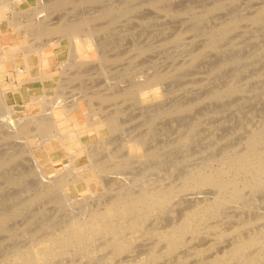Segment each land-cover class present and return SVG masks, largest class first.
Here are the masks:
<instances>
[{"label": "bare ground", "instance_id": "6f19581e", "mask_svg": "<svg viewBox=\"0 0 264 264\" xmlns=\"http://www.w3.org/2000/svg\"><path fill=\"white\" fill-rule=\"evenodd\" d=\"M74 1H77L78 3L74 4ZM92 2H95V0H79V1L78 0H0V37H3L2 42L5 41L6 37L4 36H6V34L13 33L16 36V38L11 40L10 45L1 46L0 44V134L2 130H6L8 134V136L6 134V137H8V139H10L11 141L18 143V148L14 147L12 153L8 152V154L5 155L6 157L4 156L2 157V160H0V168L1 167L5 168L8 165H10L13 161L15 162L16 160H19L26 156H30V157L33 156L35 158L34 161L35 168L31 171V174L33 173L36 176V178L39 180V186H38V193L36 194V196H34L33 198L31 197L32 201L37 202V201L45 200L46 198L55 199L61 197L63 204H65L66 206L69 207L75 205L77 207L79 206L82 210L78 215L71 217V220L66 221V224L63 227L59 228L56 233H54L53 235H49L50 237L49 238L47 237L46 238L47 240L44 241L42 240V242L40 241L32 248H26L23 251L17 250L18 251L17 253H15L16 251L15 250L14 252H12L15 254L12 253H11L12 255L10 254L12 258L8 256L10 260L7 261V259H4L3 260L4 262H2V264L3 263L9 264L10 262L12 263V260L14 264H47L46 263L47 260L50 261L53 259L51 254L54 253L56 249L59 248L58 250H60L62 248L63 249L66 248L67 251V248L69 249L70 247L77 248V250L75 249V251H77L76 254H78V257L80 256L81 258L82 256H84L82 257L84 258V260H82L81 258L83 262L88 261L91 260L92 257H94L91 256L90 259L88 258L89 255H94V253H92L93 251L92 252L89 251L88 245L89 244L93 245L95 243L94 239L97 238H100L99 240H101V238L104 240L106 239L107 241V244L105 243V245L102 246H105L104 249L107 250L106 252L108 253L104 252V254L108 256H105V258L102 260V264H111L112 263L111 261H114L113 259L116 256L118 257V255H121V253L128 250L129 247L128 244H130L133 241L132 239H131L132 241L129 239L130 236L128 237V234L133 235L139 229L141 230L142 227L144 229L145 226L143 224L147 220H150L153 215L157 213L161 214L162 211L168 209L170 207V204L173 205L171 202L173 201V199H176L175 197H177L178 195L182 196V194H184L185 192L188 193L189 191L197 192L198 190L201 191L202 189H207V188L209 190H213L214 195L211 196L210 198L207 197L202 198V196L200 195L195 197L193 196L194 198L189 199L190 203H193L192 204L193 207L189 208L188 206V208L190 209L189 210L184 206V209L186 208L185 210L188 209L189 211H187L188 213L184 216V218L182 216L183 215L182 213L179 216V217L182 216L183 218L182 221L180 222L181 225H179V223H178L179 225L178 227L175 225L176 227L172 228L170 233L166 232V230L168 231L169 229H166L164 231L168 235V237L166 235L167 239L165 242L167 247L164 246L167 249L166 251H168L169 253L171 252L177 253L175 252V250H177V248L179 247V243L182 241L183 238H185L186 235L189 236V234H192L193 236L196 237L199 236L200 234L202 235V228H204V226H207V224L208 227L214 226V224L209 225V222L210 224H212L211 221L221 222L226 220L225 224L227 222L229 223L232 222L229 220L232 218L230 217L232 214L231 215L229 214L232 212L231 210H236L237 213L238 212L241 213L240 215L242 216V218L240 216H237V218L239 217L238 223L237 221H235L237 225L235 224L236 225V226L234 225L235 227L229 229L228 230L229 232L221 230L217 225L216 227L214 226V228H206V231H210L211 233L212 231L216 232V236H217L216 238L218 241H222L223 239L225 240V238L228 237V238H232L234 242L230 249L229 248L228 250L226 249L227 252H225L222 257H219L215 260L212 258L214 261L208 260L209 263L207 262V260L206 261L204 260V262L208 264H210L211 261H212L211 264H228L230 262L233 264H264V213L259 212V214H257L258 213L257 206H259L258 204H260V206L262 205L261 199H263L264 197V115H262L263 117L261 116L262 118L256 117L258 119L259 118L261 119V120L259 119L260 121L257 120L259 121V123L257 122L258 126H255L257 123L254 122L255 125H253L254 127L252 126L253 128L250 129V131L249 129L247 131L246 130L247 128L245 127L246 132L247 133L250 132V134L248 133L249 134L248 136L245 134L242 135L243 137L244 136L246 137V138L244 137L245 144L243 146L240 144L242 147H237V146L235 147L234 145H231L232 143H229L228 141H226L225 139L226 137L225 138L223 137V140L225 139V141L230 144L229 146L226 145L228 149L224 147L225 149L222 148L223 150H221L220 148L221 154H219V152L216 155L213 153L214 156L208 157V159H205V162L203 160L204 157L203 159L200 158L201 160H203V164L201 163L200 165L197 164L195 166L192 165L190 169L188 170L185 169L187 170V172L185 171L186 173L184 174L182 173L183 177L179 175L180 177H182L180 180V182L182 181L180 187L178 186L176 187L175 184L172 183L168 184L169 181L166 183L165 179H164L165 181L164 183L163 180L161 181V178L160 179L156 178L154 180L152 179V181L148 180L151 179L152 177L150 175L151 173L154 174L155 172H158L160 170L157 166H159L158 164L160 163L159 159L160 157H162L161 151L165 149V148H161L160 146H157L158 144L157 142H156L157 144L154 143L155 142L154 137H156V135H153L155 123L157 119L162 118L163 115L170 116L171 110L166 108H161V109L159 108L157 112H154L155 115H152L150 121L146 122V124L148 125V133L140 138L138 146L133 151L130 150L129 142L127 141L122 142L121 140L122 137L121 133H123L122 127L124 125V122L122 123L123 120L121 119V117H123L124 114L123 110L118 109L112 115H108L105 113V108L107 106L104 107L103 105L105 104L108 105L111 103L114 105H119L120 103L122 105H126L128 103H131L132 105L142 104L143 102L141 101V99H139L142 93L149 87H157L161 85L163 82L169 79L170 74L167 72L163 73V71H159L153 73L152 75H148L147 77L144 78L143 77L137 78L135 76L136 74L133 72L136 71V69L135 67H132L125 74V76L122 77V80L126 82L130 77L127 84L123 83L122 81H113V82L106 81L107 89L106 90L103 89L104 90V91L102 90L103 92L99 91L100 89H96L97 92H94L93 90H91V92L89 90H86L85 79L88 73L84 71L85 63L78 62V57L80 58L84 55L88 56V52L90 51L92 53L91 60H95L99 62L98 65L102 69L101 75L105 76L106 70L104 69V65L102 62L104 58L102 56H99V54L96 52V50L99 47L97 45H87V44L81 45L80 43H82V41L80 37L82 35L93 37V35H95L96 33L98 32L105 33V31H107L108 34L110 32L109 29L106 28L95 29L91 27V24L97 20L105 19V18H107V20H110L111 24H114L118 19L125 16L127 8L122 5L119 8H117L119 10L112 7L110 8L105 7L107 9L103 8L99 15L98 14L95 15V13H93V15L88 14L78 19H74L70 17L62 18L61 20L59 19L54 23L48 20V18H50L51 16L55 15L58 12L66 10L65 9L66 6L74 5V7L77 6L83 7L84 5L90 4ZM160 2H161L160 5H162L163 3L166 2V0H158L155 2L152 1L151 6L156 8ZM230 2H232V4L229 3V6L233 5V2H238V0H230ZM222 4L223 3L219 1V3H215L212 6L213 7L212 9L213 10L224 9L222 7ZM29 6L30 8L24 11V9ZM165 11L168 12L167 10ZM80 12L81 11H79V13ZM236 18L229 19L228 21L226 20V22L222 23L220 27H218L219 26L218 25L217 26L218 29L217 28L213 29V30L217 29L215 32L211 30L210 34L213 33L212 37H208L207 39L208 41L210 40V43L207 41L209 45L208 46L206 45L205 47H207V49H210L212 51L217 50V46L220 43L226 41L228 38L231 39L232 34H234L237 31V28H239L238 26L242 21L245 22L247 21L246 23L254 27L259 26V31L263 32L264 34V7H260L259 10L256 9V11L250 13L249 16L245 15V16H241L240 18L237 19ZM263 34L256 35L255 42L257 40H258L257 42H259ZM88 49L89 51L86 52V50ZM259 49L260 50H258V58L261 55H264V45ZM53 54H55L56 58L55 57L52 58ZM63 54H69L68 55L69 59L66 60L65 62L58 63L59 65L57 66L60 69L59 72L60 74L59 76L55 77L54 75L55 72L52 73V71L51 72L49 71V69L51 68L50 65L51 63L54 64L55 59L58 60ZM94 54L95 56H93ZM191 54L194 53L191 52ZM243 57H244L243 55L242 56L232 55L231 57L228 58L226 57V59H223V61L221 60V64H219L220 67L219 69L217 68V72L213 70L215 71L214 73L215 75H217L220 71H222L223 73V70L225 71L227 69L234 68V66L237 65L239 66L237 67L236 70L238 72L235 71L233 73V77L231 81H229L227 85L224 86L223 89H221L222 88L221 87L220 89H216L214 91L212 90V92L208 93V96H206L204 100L201 99L202 100L201 103H206V101L208 102L210 101V103L211 102L220 103L225 98L230 99V97H233L234 95H242L244 92H246L244 86L238 85L240 84L239 82L242 80L240 78L242 74L247 72L246 71L247 69H249L250 67H257L261 62L260 59L257 58H252V57L248 58L247 56V59H244ZM191 60L194 61L193 63H195L198 60V58L197 56L195 57L193 56ZM19 61H22L24 63L25 68L23 70H21L18 67ZM11 66L12 67L14 66L15 68L14 74L16 78L19 79L21 77H27V79L18 82V84H16L14 88L10 90H5V87L2 86L1 84L2 82H4L5 77L7 75H10ZM240 66L242 67L241 69ZM262 70L263 71L254 74V76L252 75L249 80H254V79L264 80V68ZM74 85L76 86L73 87ZM39 88H40V93L33 92L34 89L37 90ZM263 89L262 91H264ZM25 91L26 93H28V95H30L27 101H25L24 99L25 97L23 92ZM70 91L71 92L82 91L83 94L81 95V97L73 99L72 101L69 102L67 101V98L65 100V96L67 97L69 94L72 95ZM262 91L256 90L255 93H257V96L260 97L259 95L263 94ZM38 103L41 104L43 108V110L40 111L41 113L40 114L38 113V115L35 114V116H29V112L33 110V106ZM43 104L45 105L43 106ZM158 105H161V103ZM197 106H198L197 104L196 105L179 104L177 111H179V114L180 113L183 114L184 112L186 114V112L187 113L190 112L193 108ZM239 106L240 105H238V108ZM238 111L240 110L238 109ZM213 112L212 113L213 115L215 114V116L220 115L219 114L220 111H213ZM208 116L209 113L207 117ZM253 118H251V120ZM63 119L64 121H62ZM66 119L72 122L76 120L75 123L76 126L77 125L78 127H80L81 125L86 126L87 129L84 130L76 129L74 131H65L64 128L66 125ZM199 119L197 121H199ZM202 120H200L201 121L200 123L203 124ZM251 120L250 122L252 124L253 122ZM191 121L190 123H192ZM217 121L218 118L216 122ZM241 122L242 121H240V123ZM217 123L220 122L218 121ZM181 125L183 126V123ZM184 125H186V123ZM187 127L188 128L190 127L189 128L190 133L192 134L193 137H195L194 135L195 133H197L198 124L197 123L191 124V126L188 125ZM213 127L214 126H212L211 128ZM248 127H250V125ZM241 128H243L242 130H244L243 126ZM206 130L204 132H206ZM245 130L243 131V133H245ZM84 132H87L88 134L87 140L85 141V143H83L82 146L80 144V146L77 147L75 152H73L72 146L76 147L80 140L83 141L85 139L82 138V133ZM34 133L36 135H33ZM198 133L200 135V132ZM93 135L100 139L98 143L96 145L92 143L86 144L87 142H89L88 141L89 138L92 137ZM235 135L237 136L238 134L235 133ZM181 136H185V135H181ZM193 137H189L187 138V140L189 139L192 140V142H194ZM213 138L215 139V137ZM220 139L221 140H218L217 138L218 140L217 144L223 142L221 137ZM22 140L24 141V144L23 146H20L19 141ZM192 142L191 144H193ZM213 143L216 144V142ZM34 145L37 146L36 151L34 149ZM110 145L118 147L116 148V152H113V150L110 149L109 147ZM168 145H170V143ZM240 145L238 143V146ZM185 146L188 147L189 145H185ZM193 147L190 148L193 149ZM217 151L219 150L217 149ZM124 152L127 153L124 154ZM191 152H195V151H191ZM191 156L194 155L191 154ZM178 159L179 158H177V160ZM53 160H55L54 164L62 163L64 166L63 168L64 171H60L61 174L58 177H52L50 175H47L45 170L47 165H52L51 162ZM136 166L140 167V171L136 175L137 178L140 176L138 180L139 179L143 180V178L145 179V176H147V174L148 177L149 175L151 176L150 178L147 179L148 182H145L147 181L146 179L143 180L145 184H143L142 180L141 181L139 180V182L140 183L142 182L143 185L139 184L140 186H138L137 185L138 180H136L137 178L134 175H132L134 176L133 183L132 181H130L131 184L130 183L126 185L124 184L125 187L122 186L121 188L123 189L121 190H117L116 189L117 187L115 188L116 183L114 185L108 183L109 182L108 176L112 174H118V173L120 174V172H123L128 168L134 169ZM162 168H164V166ZM133 169L131 170L133 171ZM166 172L169 171L167 170ZM124 173L125 172H123V174ZM176 174H178V172ZM172 176L174 177V175ZM113 179L115 180L117 178L114 177ZM106 180L108 182H106ZM173 180L175 179L173 178ZM173 180L170 181L173 182ZM175 181L177 182V179ZM73 185L77 187L79 191H82L84 189H89V191H91L92 193V196L87 197L86 199L84 198L73 199L67 193V189ZM182 202L186 203L184 201ZM181 208H183V205ZM260 209L262 211V208ZM228 210L230 213H227L228 214L227 215L226 212ZM179 211L182 212L183 210L179 209ZM253 211L255 212L253 213ZM234 212L233 215H235ZM185 213L186 212H184V214ZM237 213L236 215H238ZM225 215L228 217L225 218L226 217ZM149 217L150 219H148ZM159 217H161V215ZM160 221L162 220L160 219L159 222ZM170 223L172 225V220L169 223L167 222V224ZM157 224L160 225V223ZM171 225L168 226L166 225V226L169 227ZM227 225L229 224L227 223ZM152 229L153 228H151V230ZM154 229L156 230V228ZM209 235L211 234L207 233L206 237L207 236L209 237ZM135 236L133 235V237ZM212 236L214 235H211V238ZM127 237L130 243L129 241L126 240ZM141 237L142 235L140 236V238ZM202 237L204 236L202 235ZM202 237L200 236L201 240L204 239ZM214 238L215 236L212 239ZM216 238L213 240L214 242ZM133 239L135 241L136 238ZM142 239H141L142 244H144V238ZM161 239L163 240V238ZM92 240L94 241L93 243ZM229 240L231 241V239ZM160 242L161 241H159V243ZM184 242L185 241H183V243ZM205 242L200 244L204 245ZM137 243L138 242L136 240L135 246L140 247V245H138ZM221 244L219 246H221ZM195 246L198 247V245L196 244ZM158 247L159 246H157V248ZM188 247L190 246L188 245ZM104 249L103 251H105ZM147 249L149 248L147 247ZM132 250H135V248ZM220 250L221 249H219V251ZM147 251L149 252L150 250ZM147 251L145 253H148ZM186 251H190V250H186ZM131 253L134 254L133 252ZM55 254H57L56 251ZM149 255L151 254L149 253ZM188 255L185 254V257H187ZM50 256L52 259L49 258ZM86 257L88 258L87 260H85ZM152 257L153 260L154 259L157 260L156 254H154ZM185 257L184 259H182L184 260L183 261L184 264L185 261H187V259L189 258V257L187 258ZM204 257H207V255ZM207 258L210 259L211 257L210 258L207 257ZM167 261L169 262V260ZM173 261H175V259ZM178 262L179 261H177V264ZM133 264L135 263L133 262ZM160 264H162V262Z\"/></svg>", "mask_w": 264, "mask_h": 264}, {"label": "rangeland", "instance_id": "374dc122", "mask_svg": "<svg viewBox=\"0 0 264 264\" xmlns=\"http://www.w3.org/2000/svg\"><path fill=\"white\" fill-rule=\"evenodd\" d=\"M152 1L155 2L158 0H104V1L103 0H95V2L84 5L83 7L82 6L74 7V5L66 6V8H65L66 10H63L61 12L56 13L55 15L48 18V20H50L54 23L55 21H57L59 19L61 20L62 18H69L70 17V18L78 19V18L83 17V16L88 15V14L93 15V13H95V15L96 14L99 15L100 12L102 11V9L105 7H107V8L112 7V8L117 9L122 5V6H125L127 8L125 16L118 19L116 21V23H114V24H111L110 20H107V18L97 20L91 24V27L95 28V29H101V28L109 29L110 32L108 34H107V31H105V33L98 32L95 35H93V37L85 36V35H82L80 37V39L82 41V43H80L81 45H84V44L97 45L99 47L97 49L99 51L96 50V52L99 54V56H102L104 58V60L102 62L104 65V69L106 70L105 76L101 75L102 69L98 65L99 62L95 61V60H91L92 53L89 51V49L86 50V52L89 51L88 56L84 55L80 58L78 57V62H84L85 63L84 71L88 73L86 76V79H85V85L86 86L85 85L84 86L86 87L85 89L89 90L90 92H91V90H93L94 92H97L96 89H100L99 91H102L103 89L104 90L107 89V87H106L107 82L106 81H109V82L122 81L123 83L127 84L130 77L128 78L127 82L123 81L122 77L125 76V74L132 67H135V69H136V71H133V70L132 71L136 74L135 76L137 78H139V77L144 78V77H147L148 75H152L153 73L159 72V71H163V73L167 72L170 74L169 79L166 80L165 82H163L161 85H159L157 87H149L142 93L141 97L139 98L143 102L142 104L132 105L131 103H128L126 105H122L120 103L119 105H114L111 103V104H108L109 106L107 104H105L103 106L108 107V108L107 107L105 108V113L108 115H112L118 109L123 110L124 114H123V117H121V119L123 121L122 120L121 121H122V123L124 122V125L122 127L123 133H121L122 134L121 140H122V142L123 141L129 142L130 150H133V151L138 146L140 138L148 133V125L146 124V122L150 121V119L152 118V115H155L154 112H157V110H159V108L160 109L166 108V109L171 110L170 111L171 115L170 116H164L163 115L162 118L157 119V121L155 123V127H154V134L153 135H156V137L153 136L154 141H155L154 143L155 144L158 143L157 146H160L161 148H165L163 151H161L162 157H160V159H159L160 163L157 162L159 164V166H157V167L160 169L159 170L160 172L158 171V172H155L154 174L151 173L150 175L153 178L150 175L148 177V174H147V176H145V179L147 180L148 178L151 177V179H148V180L152 181V179L154 180L156 178H158V179L161 178V181L162 180L164 181V179H165L166 183L169 181L168 184L172 183V184H175L176 187L177 186L180 187L181 186L180 184L182 183V181L180 182V180L183 177L182 173L183 174L186 173L187 170L190 169L192 165L195 166L197 164H199V165L201 163L203 164V160L205 162V159H208V157H211V156L213 157L214 154L216 155V154H218V152H219V154H221L220 152H221V150L225 149L224 147H226V149H228L227 146L230 145L229 143H232L231 145H234L235 147L236 146L242 147L245 144L244 140L246 138L245 136H244L245 137L244 138L242 135L245 134L248 136L250 134V132H248L249 133L248 134L246 132V130L248 131V129H249V131H250V129H252L254 127L253 125H255L254 122L259 123V121L261 120L260 118H262L263 117L262 115H264V91H262L263 86H264V80L263 79L262 80L261 79L260 80L259 79L249 80L252 75L254 76V74H256L260 71H263L262 69L264 68V58H263L264 55H261L258 58V50H260L259 48H261L264 45V34H263V32L259 31V26L254 27V26L246 23L247 21L246 22L242 21L239 24V26H238L239 28H237V31L234 34H232L231 39L228 38L227 39L228 41L226 40V41H223L222 43H220L217 46V50L212 51L210 49H207V47H205L206 45L208 46L210 43V40L208 41L207 39H208V37H212L213 33L210 34L211 30L215 32L218 29L217 26L219 25L218 27H220V25H222V23H225L226 20L228 21L229 19H235L236 17L240 18L241 16H245V15L249 16L250 13L256 11V9L259 10L260 7H264L263 6L264 0H253V1L252 0H238V2H233V5H231V6H229V3L232 4V2H230V0L229 1L228 0H166V2L163 3L162 5H160L161 4V2H160L156 8L151 6ZM219 1L223 3L222 7L224 9L213 10L212 6L215 3H219ZM77 3H78L77 1H74V4H77ZM69 7H70V9H69ZM72 7H73V9H72ZM28 8H30V6L26 7L24 9V11L28 10ZM107 8H105V9H107ZM163 9H164V11H163ZM117 10H119V9H117ZM165 10H167L168 12H166ZM169 10H170V12H169ZM79 11H81V12L79 13ZM244 13H245V15H244ZM215 28H217V29L213 30ZM209 34H210V36H209ZM260 34L261 35L263 34V36L261 37L259 42H257L258 40L255 42L256 35H260ZM253 36H255V37H253ZM4 37H6V38H5V41H3V42H2L3 37H0L1 38L0 39L1 46L10 45L11 40L16 38V36L13 33L6 34V36H4ZM191 52L194 54H191ZM195 52H196V54H195ZM68 55L69 54H63V55H61V57L58 60L55 59L54 64L51 63V65H50L51 68L49 69V71L50 72L52 71V73L55 72V74H54L55 77L59 76V74H60L59 73L60 69L57 66V65H59L58 63L65 62L66 60H68L69 59ZM225 55L227 58L231 57L232 55H241V56L243 55L244 59H247V56H248V58L252 57V58L260 59L261 63L257 67H250L249 69L246 70L247 72H245V71H244L245 73L243 72L244 73V74H242L243 78L241 76L240 79H242V80L239 82L240 84H238L240 86H244V89L246 90V92H244L242 95H234L233 97H230V99L225 98L220 103H218V102H213V103L211 102L210 103V101L209 102L206 101V103H201L202 102L201 99L204 100V98H206V96H208V93L212 92V90L214 91L216 89H220L221 87H222L221 89H223L224 86H226L227 83L229 81H231V79L233 77V73L237 70V67H239L237 65V66H234V68L227 69L225 71L223 70V73H222V71H220L218 73L220 75H218V74L215 75L214 73H215V71L217 72V68L219 69V67H220L219 64H221V60L223 61V59H226ZM93 56H95V54ZM189 56H191V57H189ZM193 56L194 57L197 56V58H198V60L195 63H193L194 61L191 60V58ZM54 57L56 58L55 54L52 55V58H54ZM18 67L21 70H23L25 68L24 63L22 61H19ZM241 68L242 67L240 66V69ZM213 70H215V71H213ZM236 72H238V71H236ZM14 73H15V68H14V66L13 67L11 66L10 75H7L5 77L4 82L1 81L2 82L1 85L5 87V90H10V89L14 88V86L16 84H18V82L24 81L25 79H27V77H21L18 79V78H16ZM129 75H130V73H129ZM241 83H242V85H241ZM76 85H74L73 87H75ZM256 90L257 91L261 90L263 94L259 95L260 97H258L257 93H255ZM33 92H39L40 93V88L37 90L34 89ZM71 93H72V95L69 94L67 97L65 96V100L67 98V101L70 102L73 99L81 97V95L83 94L82 91H74ZM23 94L25 97L24 98L25 101H27L28 97H30V95H28V93H26V91L23 92ZM193 101H195L196 104L198 105L197 107H195L196 109L193 108L190 112H188V113L186 112V114H185V112L183 114L182 113L179 114V111H177L179 104L196 105L195 102H193ZM29 102H30V100H29ZM160 103H161V105H158ZM192 103H194V104H192ZM230 104H232V105H230ZM44 105L45 104H43V106ZM238 105H240L239 108H238ZM238 109L240 111H238ZM42 110H43V108H42L41 104H39V103L35 104L33 106V110L29 112V116H35V114L38 115V113L40 114L41 113L40 111H42ZM213 111H220L219 112L220 115L219 116H215V114L213 115V113H214ZM208 113H209V116L207 117ZM239 114L240 115L242 114V115L240 116ZM204 115H205V117H204ZM198 116L200 119L198 118ZM212 116H213V118H212ZM250 117L251 118L254 117V118L251 120ZM256 117H260L259 118L260 120ZM217 118H218V121L220 123H217L218 121L216 122ZM198 119H199V121H197ZM202 119H204V120H202ZM240 119H242V120H240ZM200 120H202L203 124L200 123L201 122ZM250 120L253 122L252 124H251ZM253 120H255V121H253ZM257 120H259V121H257ZM62 121H64V119ZM190 121L192 123H190ZM194 121H196V122H194ZM240 121H242V122L240 123ZM213 122H214V124H213ZM223 122H224L225 126H224ZM75 123H76V120H74L72 122V121H69L68 119H66V125L64 128L65 131H74L76 129H82V130L87 129L86 126L81 125L80 127H78V125L76 126ZM182 123H183V126L181 125ZM185 123H186V125H184ZM196 123L198 124V127H197L198 129H197V133H195V135H194L195 137H193L192 134L190 133V130H189L190 127L188 128L187 126L188 125L191 126V124H196ZM243 123H244V125H243ZM258 123L255 126H258ZM245 125H247V126H245ZM249 125H250V127H248ZM212 126H214L216 130L214 129V127L211 128ZM222 126H223V128H222ZM242 126L244 127V130L247 128L245 130V133H243L244 130H242L243 129V128H241ZM208 128H210V129H208ZM185 129H186V131H185ZM187 129H188V131H187ZM205 130H206V132H204ZM240 130H242V131H240ZM187 132H189V133H187ZM198 132H200V135ZM207 132H209V133H207ZM216 132H218V133H216ZM235 133L238 134L239 137H238V135L236 136ZM6 134H7L6 130H2V132L0 134L1 135L0 136V155H1L0 160H2L3 156L6 157L5 155H7L8 152L12 153L14 150V147L18 148V143L13 142L10 139H8V137H6ZM33 135H36V134L34 133ZM87 135H88L87 132L82 133V138L83 139L85 138V139L83 141L80 140L76 147L72 146L73 152H75V150L77 149L78 146H80V144L82 146L83 143H85V141L87 140ZM178 135H179V137H178ZM181 135H185L186 137L181 136ZM232 135H234V136H232ZM7 136H8V134H7ZM2 137H4V138H2ZM189 137H193L194 139L193 138H190V139H193L194 142H192V140H189V139L187 140V138H189ZM213 137H215V139ZM220 137L222 138L223 142L226 139V141H228L229 143L225 141L226 143L224 142L225 143L224 144L221 141L222 143L217 144L218 143L217 141L221 140ZM223 137L224 138L226 137V138L223 140ZM185 138H186V141H185ZM217 138H218V140H217ZM175 139H176V141H175ZM180 139L182 140V142ZM241 139L243 140V142ZM99 140L100 139L98 137L93 135L92 137L89 138V140H88L89 142H87L86 144L92 143V144L96 145ZM22 141H19L20 146H23V144H24V141H23V143H22ZM189 141H191L194 145L191 144V142H189ZM160 142H162V143H160ZM186 142H187V144H186ZM195 142H197V143H195ZM213 142H216V144H214ZM235 142L237 145L235 144ZM169 143H170V145H168ZM238 143H239V145L241 144L242 146L241 145L238 146ZM159 144H161V145H159ZM182 144H184V145H182ZM202 144H205V145H202ZM206 144H207V146H206ZM185 145H189L191 148L193 146L194 147H193V149H191L189 146L187 147ZM234 146H233V148H234ZM109 147L111 150H113V152H116V148H118V147H115L113 145H110ZM36 148H37V146L34 145L35 151H36ZM220 148H221V150H220ZM231 148H232V146H231ZM201 149H203V150H201ZM217 149L219 151H217ZM191 151H195V152H191ZM127 152H124V154H126ZM165 152H166V155H165ZM198 152H199V154H198ZM191 154H193L194 156H191ZM195 154H196V156H195ZM181 155H182L183 159H182ZM187 155H190V156H187ZM203 157H204V159H203ZM177 158H179V159L177 160ZM195 158H197V159H195ZM200 158L203 160H201ZM34 161H35V158L33 156L32 157L26 156L24 158L16 160L15 162L13 161L10 165H8L5 168L4 167L0 168L1 169L0 170V264H2V262H4L3 261L4 259H7V261L10 260L9 257H11L12 254L17 253L19 250L23 251L26 248H32L37 243H39L40 241L42 242V240L43 241L47 240L46 238L47 237L49 238L50 237L49 235H53L54 233H56L59 228L63 227L66 224V221L71 220V217L78 215L82 211L79 206L78 207L75 205L73 206L72 204H71L72 206H69V207L66 206L65 204H63L61 197L55 198V199H47L46 198L45 200L37 201V202L32 201V198L34 196H36V194L38 193V186H39V180L36 178V176L33 173L31 174V171L35 168V162ZM54 161L55 160H53L51 162L52 165H47L45 170H46L47 175H50L52 177H58L61 174L60 171H64V169H63L64 166L62 163L54 164ZM175 162H176V164H175ZM161 164H163V165H161ZM163 166H164V168L166 166L167 169L162 168ZM175 167H176V169H175ZM186 167H188V168H186ZM131 169H133V168H131ZM131 169L128 168V169L124 170L123 171V172H125L124 174H123V172H120V174L118 173V174H112V175L108 176L109 182L107 180H106V182H108L109 184H112V185H114L116 183L115 188L117 187L116 188L117 190L123 189L121 187L122 186L125 187V185L128 183L131 184L130 181H132V183H133L134 176L137 178L136 175L140 171L139 166H136L133 169V171ZM185 169H187V170H185ZM165 170L166 171L168 170L169 172H166ZM176 170H177L178 174H176L177 173ZM57 171H59V172H57ZM170 173L172 175H174V177ZM167 174L171 175L175 180L177 179V182L175 180H173V178L171 176H168ZM132 175H134V176H132ZM162 175H164V176H162ZM179 175L182 177H180ZM114 177L117 179L114 180L113 179ZM138 178H140V176ZM138 178L136 180H138ZM145 179L143 178V180H145ZM112 180H113V182H112ZM139 180L141 181L142 179H139ZM139 180H138V184H137L138 186H140L139 184L143 185V184H145V182H148V180L145 182L142 180L143 181V184H142V182L140 183ZM170 180H173V182ZM165 181H164V183H165ZM207 189H202L201 191L198 190L199 192L194 191L195 193L193 191L192 192L189 191V193L185 192L187 195L185 193L184 194L181 193L182 196L178 195L177 197H175L176 199H173V201L171 202L173 205L170 204V207L168 209L162 211L161 214L157 213V214L153 215L151 219L149 217L148 219H150V220H147L143 224L146 229L145 228L143 229V227H142L141 228L142 231L139 229L138 231L135 232L136 234L135 233L133 234L134 236L136 235L137 237L136 236L133 237L132 234H131L132 236L130 234H128V237L129 236L132 237V238L129 237V239L130 240L132 239L134 241L133 238H136L135 241L133 242L131 240L132 242L130 243V241L127 237L126 240L129 241V243H130V244H128L129 245L128 250L121 253V255H118V257L116 256L113 259L114 261H111L112 262L111 264H122L123 262H124L123 264H133V262L135 264H148V263L149 264H153V263L154 264L155 263L160 264L161 262H162V264H165V263L166 264H175V263L177 264V261H179L178 264H180V262H181V264H184V262H183L184 260H182V259H184L185 254L188 255L190 253V251H191V253L187 256V257H189L187 259V261L189 260L188 261L189 263L187 261H185V264H191V262H192V264H195V263L208 264L209 263L208 260H213V259L215 260L219 257H222L224 255V253L227 252L228 248L230 249L232 247L234 240L232 238L226 237L225 240L223 239L222 241H218L216 238L217 237L216 232L212 231V233H211L210 231H206V228H214V226L216 227V225H217L221 230L229 232L228 231L229 229H232L233 227H235L237 225L235 222V221H237V223H238L239 217L237 218V216H240L242 218V216L240 215L241 213L240 212L237 213L236 210H231L232 211L231 213L229 212V210L226 212V214L227 213H230L229 215L232 214L230 216L232 218L229 219L232 222H230V223L227 222L229 225H227V223L225 224L226 220L221 221V222L220 221H217V222L211 221L212 224H210V222H209V225L214 224V226L208 227V224H207V226H204V228H202V235L204 237H202L201 234L197 237L193 236L192 234H189V236L186 235L185 238L182 239V241H181L182 243L181 242L179 243V247L177 248V250H175V252H177V253H172V252L169 253L168 251H166L167 245L165 242L167 239L166 238L167 234L164 231L166 229H169L168 231L166 230V232L170 233L172 228H175L176 226L178 227L179 225H181L180 222L182 221L184 216L188 213L187 211L190 210L189 208L193 207L192 206L193 203H190L189 199L194 198L195 196H199V195L202 196V198H206V197L210 198L211 196L214 195L213 190H209V189L207 190ZM203 190H206V191H203ZM202 191L204 194L202 193ZM208 191H210V192H208ZM67 193L73 199H77V198L86 199L87 197L92 196V193H91V191H89V189H84L82 191H79V189L77 187H75L74 185L70 186L67 189ZM183 195H184V197H183ZM110 196H113V195H110ZM108 198H109V196H108ZM106 199H107V197H106ZM263 199H264V197H263ZM263 199H261L262 205L260 206V204H258L259 206H257V212H258L257 214H259V212L264 213ZM182 201H184L186 203H183ZM176 203H178V204H176ZM61 204H63V205H61ZM82 205H84V204H82ZM182 205H183V208H181ZM177 206L178 207L181 206V207L178 208ZM184 206L186 208H188V206H189V208H188L189 210L188 209L185 210L186 208L184 209ZM260 208H262V211ZM179 209L183 210V211L181 212V211H179ZM234 211L238 215H236V213ZM255 211H253V213ZM168 212H169V214H168ZM177 212H179V213H177ZM184 212H186V213L184 214ZM233 212L235 215H233ZM181 213L183 214L182 215L183 218H182V216L179 217L181 215ZM170 214H171V217H170ZM172 214H174V215H172ZM160 215H161V217H159ZM165 215H166V217H165ZM255 215H256V213H255ZM227 217L228 216H226L225 218H227ZM154 218H155V220H154ZM177 218L178 219L181 218V219L178 220ZM3 219H5V220H3ZM160 219L163 221L164 224L162 223V221L159 222ZM171 220H172V225H171V223L167 224V222L169 223V222H171ZM157 223H160V225H158ZM178 223H179V225H178ZM232 223H233V225H232ZM166 225L167 226L171 225V226L167 227ZM151 228H153V229L151 230ZM154 228H156V230ZM157 229H158V231H157ZM146 230H148V231H146ZM206 232L208 234L215 236V238H216L215 242L213 241L215 238L212 239L214 236H212V238H211V235H209L210 238L208 236L206 237V234H207ZM140 234L142 235L141 238H140V236H141ZM200 236L202 238H204L205 240L202 239L203 240L202 241L200 239ZM167 237H168V235H167ZM142 238H144V244H142V241H143ZM161 238H163V240L164 239L165 240L163 241ZM193 238H195V239H193ZM97 239H94L95 243L93 245L92 244L91 245L89 244L90 246L88 245L89 251L90 252L93 251L92 253H94V255H89V257H88L90 259L91 256H94L91 258L92 261L88 260L90 262H88V261L83 262L82 260H84V258H82V257H84V256L81 257L82 258V260H81L80 256L78 257V254H76L77 251H75V249L77 250V248L70 247L69 249L67 248V251H66V248H64V249L62 248L63 250L60 249L61 251L58 250L59 248L56 249L55 251L57 254H55V251H54V253L51 254L53 259L50 256L49 258L52 259V260H50L51 262L49 260H47L46 263L47 264H49V263L50 264H102V260L105 258V256H108V255L104 254V252L108 253V252H106L107 250L104 249L105 246H102V245H105V243L107 244V241H106V239L104 240L102 238H101V240H99L100 238H97ZM141 239H142V241H141ZM229 239H231L232 242ZM136 240L138 242L137 244L140 245V247L137 246L138 248L135 246ZM159 241H161V242L159 243ZM183 241H185V242L183 243ZM193 241L195 242L196 245H198V247L195 246ZM209 241H211V242H209ZM216 241L218 242V244ZM93 242L94 241L92 240V243ZM203 242H205L204 245L200 244ZM186 243H188V244H186ZM219 243L220 244L223 243V244H221V246H219L220 245ZM133 244L135 247L133 246ZM141 244L143 245V247ZM153 244H154V246H153ZM156 245L159 246L158 248L160 250L157 248ZM188 245L190 247H188ZM164 246H166V247H164ZM193 246L196 248H194ZM131 247H132V249L135 248L136 251L132 250ZM144 247H146V248H144ZM147 247L149 249H147ZM103 249L105 251H103ZM152 249H153V251H152ZM219 249H221V250L219 251ZM147 250H150V251L148 252ZM186 250H190V251H186ZM14 251H15V253H12ZM65 251H66V253H65ZM146 251L148 253H145ZM157 251L159 254L157 253ZM131 252H133L134 254H132ZM178 252H179V254H178ZM63 253H65V254H63ZM128 253H130V254H128ZM149 253L151 255H149ZM165 253H166V256H165ZM131 254H132V256H131ZM154 254L157 255V260H155V259L153 260L152 256ZM172 255H173V257H172ZM182 255H184V256H182ZM206 255H207V257H209V258L211 257V258L208 259L207 257H204ZM147 256L149 259L147 258ZM190 256H192V257L194 256V257L192 258ZM196 256L198 257L199 260L197 259ZM181 257H183V258H181ZM187 257H185V258H187ZM88 258L86 257L85 260H87ZM117 258H119V259H117ZM191 258H192V261H191ZM146 259H148L149 261ZM174 259L176 262L173 261ZM118 260H120V261H118ZM167 260H169V262ZM204 260L205 261L207 260L208 263L204 262ZM115 261H117L118 263ZM113 262H115V263H113ZM137 262H139V263H137ZM202 262H204V263H202ZM211 263H212V261L210 262V264ZM3 264H5V263H3ZM9 264H14L13 260H12V263L10 262ZM228 264H233V263L230 262Z\"/></svg>", "mask_w": 264, "mask_h": 264}]
</instances>
